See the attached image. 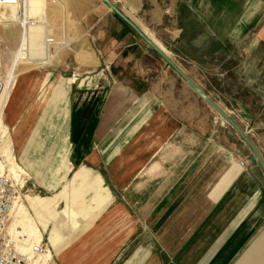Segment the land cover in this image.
<instances>
[{"label":"crops","instance_id":"0c3cea01","mask_svg":"<svg viewBox=\"0 0 264 264\" xmlns=\"http://www.w3.org/2000/svg\"><path fill=\"white\" fill-rule=\"evenodd\" d=\"M112 1L264 160V0ZM66 5L91 62L51 89L55 70L25 73L4 116L30 184L47 194L27 197L41 245L57 221L49 264H115L125 253L123 264H264V172L249 148L100 0ZM104 62L93 84L75 86ZM198 108L219 117L217 135ZM64 218L82 231L75 243L62 244Z\"/></svg>","mask_w":264,"mask_h":264},{"label":"rangeland","instance_id":"374dc122","mask_svg":"<svg viewBox=\"0 0 264 264\" xmlns=\"http://www.w3.org/2000/svg\"><path fill=\"white\" fill-rule=\"evenodd\" d=\"M66 7V0H0V138L5 136L3 133H6V136L12 142L11 137H13V134L11 130L9 131L4 116L12 93L21 76L28 72L46 74L48 73L47 70H55L54 76L45 86V88L51 89L60 85L61 82L70 85L73 79L69 81L68 78H71V76L65 77L63 75L70 74L73 69L85 66L89 61L91 62L89 55L85 54L86 51L82 47L80 48L83 41V32L81 31L83 22L80 18L71 16ZM105 66L108 65L104 62L95 72L82 75L78 81H74L75 86L84 88L88 87V82L93 84L98 75L104 74ZM92 79L95 80L92 81ZM177 89L181 91L182 86L177 85ZM215 99L218 100L217 97ZM221 100L224 101V98H221ZM198 112L200 120L208 121L209 134L214 133L217 135L216 122L219 117L216 113L210 111L208 116L205 111L201 112V108H198ZM198 112L196 115H198ZM1 143L0 140V163H3L1 171L4 170V174H8L16 181V197L18 196L21 203L28 208V196L40 195L41 197H47V194L39 192L36 186L30 184L32 179L27 173L25 162L21 159L22 154L18 152L17 146H13V144L12 152L15 160L21 167H24L26 174H20L18 178H14L8 172L10 165L4 162ZM36 165L37 167L35 166L34 170L38 175H41L40 163ZM57 210L61 211L60 209ZM29 212L33 215L31 210ZM12 218L10 222L7 221L6 225L12 222ZM65 219H63V222H65ZM56 222L53 219L50 220L46 232L43 233L41 252L48 248L51 250L49 245L50 230L54 224L56 225ZM63 226L60 232L62 244L67 242L65 239L67 237L70 238L68 241L75 243L76 240L73 237H78L82 231L74 229L75 224L70 225L65 222ZM126 255L127 253H125V256L117 258L115 264H123ZM53 259L57 261L55 256H53ZM30 264L32 263L30 262Z\"/></svg>","mask_w":264,"mask_h":264},{"label":"bare ground","instance_id":"6f19581e","mask_svg":"<svg viewBox=\"0 0 264 264\" xmlns=\"http://www.w3.org/2000/svg\"><path fill=\"white\" fill-rule=\"evenodd\" d=\"M3 135L5 136H1L0 140L2 141L1 150L4 162L10 165L8 172L11 173L14 178H18L20 174H26V172L23 169L24 167H21L15 160L12 152V142L9 137L6 136V133H3ZM2 169L3 163L1 162L0 171ZM11 217H13L12 222L6 226L8 243L13 246L17 254L24 257V260L30 261L32 264H49L52 255L48 250L41 252L40 231L28 208L21 203L19 198L14 202L11 209L9 222Z\"/></svg>","mask_w":264,"mask_h":264},{"label":"water","instance_id":"95a60500","mask_svg":"<svg viewBox=\"0 0 264 264\" xmlns=\"http://www.w3.org/2000/svg\"><path fill=\"white\" fill-rule=\"evenodd\" d=\"M115 16H117L124 24H126L146 45L150 48L165 64L173 70L198 96L205 104H207L218 116L230 126L239 139L249 148L255 160L264 172V160L258 148L255 146L250 137L243 129L235 122V120L223 110L211 97H209L159 46L155 44L149 36H147L131 19H129L112 0H100Z\"/></svg>","mask_w":264,"mask_h":264},{"label":"built area","instance_id":"2783aa9c","mask_svg":"<svg viewBox=\"0 0 264 264\" xmlns=\"http://www.w3.org/2000/svg\"><path fill=\"white\" fill-rule=\"evenodd\" d=\"M109 67L105 66L104 71ZM241 168L246 169L248 160L243 159L239 162ZM16 181L8 174H4V170L0 171V264H30V261L24 260V257L17 254L16 250L8 243L6 236V224L9 214L18 199Z\"/></svg>","mask_w":264,"mask_h":264}]
</instances>
